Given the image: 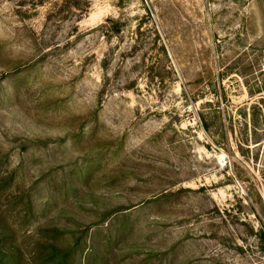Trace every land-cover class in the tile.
Segmentation results:
<instances>
[{
  "label": "rangeland",
  "instance_id": "374dc122",
  "mask_svg": "<svg viewBox=\"0 0 264 264\" xmlns=\"http://www.w3.org/2000/svg\"><path fill=\"white\" fill-rule=\"evenodd\" d=\"M0 264H264V0H0Z\"/></svg>",
  "mask_w": 264,
  "mask_h": 264
},
{
  "label": "trees",
  "instance_id": "16d2710c",
  "mask_svg": "<svg viewBox=\"0 0 264 264\" xmlns=\"http://www.w3.org/2000/svg\"><path fill=\"white\" fill-rule=\"evenodd\" d=\"M110 21H113V22H111L112 24H113V26H112V29L113 30H118V29H120V25L119 24H117V23H115L114 22V20H112V19H110ZM202 120H203V122L205 123V125L207 126L208 124V122H207V117L202 113Z\"/></svg>",
  "mask_w": 264,
  "mask_h": 264
}]
</instances>
